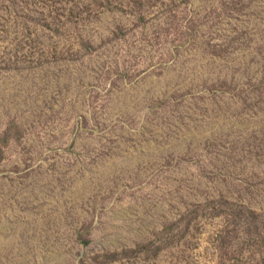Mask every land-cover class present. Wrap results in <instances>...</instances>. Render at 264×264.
<instances>
[{
	"label": "rangeland",
	"instance_id": "374dc122",
	"mask_svg": "<svg viewBox=\"0 0 264 264\" xmlns=\"http://www.w3.org/2000/svg\"><path fill=\"white\" fill-rule=\"evenodd\" d=\"M0 264H264V0H0Z\"/></svg>",
	"mask_w": 264,
	"mask_h": 264
}]
</instances>
